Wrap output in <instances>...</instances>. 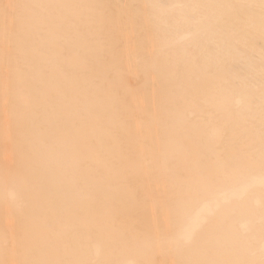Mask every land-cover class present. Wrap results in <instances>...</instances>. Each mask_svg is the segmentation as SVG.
<instances>
[{
    "label": "bare ground",
    "instance_id": "bare-ground-1",
    "mask_svg": "<svg viewBox=\"0 0 264 264\" xmlns=\"http://www.w3.org/2000/svg\"><path fill=\"white\" fill-rule=\"evenodd\" d=\"M0 264H264V0H0Z\"/></svg>",
    "mask_w": 264,
    "mask_h": 264
}]
</instances>
